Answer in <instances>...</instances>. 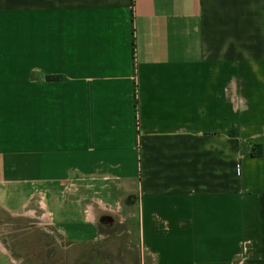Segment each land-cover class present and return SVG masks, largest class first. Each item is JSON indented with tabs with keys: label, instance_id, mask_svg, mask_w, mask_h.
Instances as JSON below:
<instances>
[{
	"label": "crops",
	"instance_id": "obj_1",
	"mask_svg": "<svg viewBox=\"0 0 264 264\" xmlns=\"http://www.w3.org/2000/svg\"><path fill=\"white\" fill-rule=\"evenodd\" d=\"M2 223L0 264H264V0H0Z\"/></svg>",
	"mask_w": 264,
	"mask_h": 264
},
{
	"label": "rangeland",
	"instance_id": "obj_2",
	"mask_svg": "<svg viewBox=\"0 0 264 264\" xmlns=\"http://www.w3.org/2000/svg\"><path fill=\"white\" fill-rule=\"evenodd\" d=\"M32 217L33 215L26 216V219H28V221H31L28 227L35 226L36 228H43V220L41 219L42 215H37L36 218H32ZM116 217L115 215H111L110 217H108V215H98L96 222L98 223L100 227L110 226L111 228H114L118 226V220ZM3 227H4L3 223L0 224L1 236L7 237V234H6L7 232L3 233V229H2Z\"/></svg>",
	"mask_w": 264,
	"mask_h": 264
}]
</instances>
